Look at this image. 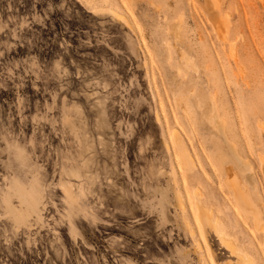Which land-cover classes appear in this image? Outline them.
Instances as JSON below:
<instances>
[{
    "label": "rangeland",
    "instance_id": "rangeland-1",
    "mask_svg": "<svg viewBox=\"0 0 264 264\" xmlns=\"http://www.w3.org/2000/svg\"><path fill=\"white\" fill-rule=\"evenodd\" d=\"M195 191L264 264V0H0V264H237Z\"/></svg>",
    "mask_w": 264,
    "mask_h": 264
},
{
    "label": "bare ground",
    "instance_id": "bare-ground-1",
    "mask_svg": "<svg viewBox=\"0 0 264 264\" xmlns=\"http://www.w3.org/2000/svg\"><path fill=\"white\" fill-rule=\"evenodd\" d=\"M112 12L114 13V15L118 19H122V15L120 13H118L116 11H112ZM224 28H225V26H224ZM224 34H226V33H224ZM198 104L200 106H203L204 103L202 101H198ZM182 105H184V104H182ZM184 108H186V107H184ZM188 109H189V107H187V110ZM210 111H211V115H210L211 122L215 123L216 120H214V119L217 117L216 109L214 107H211ZM178 142H179V140H178ZM235 190L237 193L236 198H237V202L239 203V205L245 211H248V212L252 213L254 217H257V214L259 212L257 211V208L254 204V201L252 200V198H250L251 196L249 195L247 188L245 189V188L241 187L240 182H238V188L236 187ZM194 196H195V206H196V210H197L196 211L197 230L202 234L203 240L197 239V236H196L197 231L191 223H190L191 225L189 224V231H190V235L196 241L197 248L199 250H204L206 247H208L209 242L207 239V235L209 232H213L214 235L217 237V239L220 241L221 245L225 249H227L233 256L238 258L237 264H255V261L250 257H246V253L244 252V250L236 243L235 239L232 238L228 234V231L226 230L225 226L220 223V218L216 215L215 211L209 205V203L207 201H204V199L200 196L198 191H195ZM180 204H181L182 208L186 209V204L183 201V199L180 200ZM256 219H260V216L257 217ZM257 223H258V221H257ZM257 223H256V225H257ZM247 255H249V254H247ZM249 256H251V255H249ZM204 264H208V263L205 262ZM227 264H230V263L227 262Z\"/></svg>",
    "mask_w": 264,
    "mask_h": 264
}]
</instances>
